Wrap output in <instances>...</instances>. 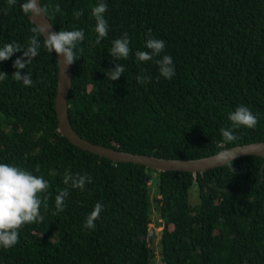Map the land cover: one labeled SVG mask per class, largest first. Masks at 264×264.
Masks as SVG:
<instances>
[{
    "label": "trees",
    "instance_id": "obj_1",
    "mask_svg": "<svg viewBox=\"0 0 264 264\" xmlns=\"http://www.w3.org/2000/svg\"><path fill=\"white\" fill-rule=\"evenodd\" d=\"M23 2L0 0V47H27L35 24L21 11ZM97 2L40 0L57 32L84 31L67 96L68 121L78 135L122 151L184 159L264 141V0H104L109 31L99 45L91 16ZM76 11H83L79 19ZM149 29L165 49L141 62L135 52L150 51ZM123 33L131 52L115 61L108 53ZM39 39V55L20 70L31 73V87L12 78L22 52L0 62L8 74L0 81V163L49 183L41 195L44 220L24 225L12 248L0 247V264H151L149 184L162 220L160 264H264L263 158L244 155L231 167L177 172L111 161L73 145L56 126V57ZM163 55L173 59L171 79H157L155 59ZM116 63L125 72L110 81L106 71ZM137 75L151 82L140 85ZM240 105L259 122L234 130L239 139L224 144L220 128L231 126L228 115ZM69 173L90 175L92 182L83 191L69 188L64 210L55 215V197ZM97 202L104 210L95 229H85Z\"/></svg>",
    "mask_w": 264,
    "mask_h": 264
},
{
    "label": "clouds",
    "instance_id": "obj_2",
    "mask_svg": "<svg viewBox=\"0 0 264 264\" xmlns=\"http://www.w3.org/2000/svg\"><path fill=\"white\" fill-rule=\"evenodd\" d=\"M7 3L9 6H13L17 3V0H7ZM107 8L108 6L104 0H98L97 4L91 9V16L95 20V44L97 45L108 35V22L104 15ZM20 9L23 14L26 16L30 14L34 19L37 17L48 18L47 8L41 6L40 0H24L20 4ZM82 15L83 11L74 12L76 19H79ZM49 27L50 24L47 27H42L38 24L32 27L31 32L33 35L29 39L27 47L18 43H7L0 47V62L10 59L15 53L22 52V55L13 62V67L17 71L12 73V78L15 81L22 82L25 87L33 85L31 73L22 74L20 70L27 68L32 60L39 55V49L41 48L40 37H43L44 49L50 54L54 52L57 55L59 65L67 67L80 59L77 55V46L84 40V31L77 29L52 32ZM129 44L128 34L123 33L121 38L112 41V47L108 53L109 56L115 61L126 60L131 52ZM145 47L150 51L135 52V57L138 61H152L154 58L161 56L165 49V41L152 37L151 29H149L146 33ZM78 51L82 52L83 49L80 48ZM155 63L159 72L157 79L159 77L171 79L175 75V67L170 55H163L160 59H155ZM124 72L125 67L120 63H116L113 69L106 71V74L110 81H116ZM7 77V73L0 71V81H4ZM151 79V76H136V80L140 85L151 82ZM228 120L231 126L220 128L224 144L233 143L239 139V136L234 132L236 129L241 127L255 129L259 122V117L258 114L254 115L249 107L240 105L229 113ZM235 156V152L226 149L216 154L215 160L220 164H228L231 167V162ZM91 182L90 175L66 174L63 178V183L67 187L55 197L56 212L54 214L59 215L64 210L65 199L69 195V188L83 191L85 185ZM48 188L49 183L43 177L35 176L19 166L0 163V247L4 249L12 248L19 242V230L24 225L39 223L44 220L40 213L41 195L47 192ZM103 210L104 205L97 202L86 217L83 227L85 229H95V221L100 218Z\"/></svg>",
    "mask_w": 264,
    "mask_h": 264
},
{
    "label": "water",
    "instance_id": "obj_3",
    "mask_svg": "<svg viewBox=\"0 0 264 264\" xmlns=\"http://www.w3.org/2000/svg\"><path fill=\"white\" fill-rule=\"evenodd\" d=\"M29 17L31 21L42 27H47L50 24L49 30L52 32H57L56 29L51 25L48 18L37 17L33 18L30 14ZM55 54V53H54ZM56 57V87L55 95L53 98V106L56 117V126L58 132L65 137L73 145L88 150L99 156L106 157L111 161H122V162H132L142 164L146 167H150L157 170H173V171H189L192 173L200 172L208 168L222 165L215 160L216 154L223 150H232L236 153L235 158L244 155H259L263 158L264 162V141H250L241 144H235L221 150L201 156L196 158H165L155 155H147L140 153H133L129 151H122L115 148L106 147L97 143L90 142L80 135H78L71 127L68 116H67V96L71 84V65L63 67L59 65L58 57ZM148 180V175L145 177ZM157 226H162V220H154L152 226H149L146 239L148 240L152 235H154V228Z\"/></svg>",
    "mask_w": 264,
    "mask_h": 264
},
{
    "label": "rangeland",
    "instance_id": "obj_4",
    "mask_svg": "<svg viewBox=\"0 0 264 264\" xmlns=\"http://www.w3.org/2000/svg\"><path fill=\"white\" fill-rule=\"evenodd\" d=\"M154 183V180L152 181ZM155 184V183H154ZM150 187V192H149V197L151 200V207H150V219L151 222L149 223V226H152V223L154 220L159 219L158 218V213L156 211V208H154V200L155 198H157L158 196L156 195V192L154 191V187L149 184ZM193 187H191L190 189H192ZM189 200L192 204L196 203L197 201V197H196V193L193 190H191L190 195H189ZM159 231H160V226H157L154 228L153 232L154 235H152L149 239H148V245L150 247V252H151V264H160V245H159Z\"/></svg>",
    "mask_w": 264,
    "mask_h": 264
}]
</instances>
